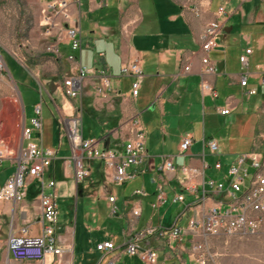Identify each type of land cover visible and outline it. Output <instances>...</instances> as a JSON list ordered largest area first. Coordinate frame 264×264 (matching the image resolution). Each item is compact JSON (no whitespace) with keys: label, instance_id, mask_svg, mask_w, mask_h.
<instances>
[{"label":"crops","instance_id":"obj_1","mask_svg":"<svg viewBox=\"0 0 264 264\" xmlns=\"http://www.w3.org/2000/svg\"><path fill=\"white\" fill-rule=\"evenodd\" d=\"M53 1L56 0H43L42 17L52 13L48 4ZM71 1V20L68 26L77 27L83 41L81 53L75 54L81 56V63L84 65L83 48L91 49L90 51L93 52L89 57L91 66H84L98 69L106 67L117 89L115 93L106 96L98 95L95 87L99 74L85 78L78 107L81 108L83 115L85 112V120L95 129L93 135L85 138L97 137L102 147L119 151L129 134V119L139 115L147 130V149L150 156L147 172L123 185L139 182L132 186L129 196L131 201L127 204L129 210L121 213L124 215L123 240L116 242L112 238L106 239L116 244V249L112 252L97 249L103 253L98 264H107L112 258L116 259L115 264H118L127 254L123 249L128 235L131 208L140 203L144 213V200H146L148 209L152 213L151 203L155 201L156 195L150 177L161 165L163 157L174 156L177 164L198 167L205 161L210 165L209 168H214V164L211 165L209 160L215 162L219 160L224 167L221 171H226L235 156L244 152L235 144L237 139L250 134L251 150H257L259 143L264 139V89L261 85V78L264 76V0H197L192 5L186 0H104L103 5H101L103 0ZM220 6H225L226 9V14L223 16L217 14ZM216 18L224 23V31L218 40L219 45L209 54L216 71L204 75L205 66L201 60L202 33L206 24ZM66 27L67 24L59 21L53 27L51 38L54 42L58 41L59 52L62 58L67 60V55L73 51ZM247 48H251L252 52L248 56V67L243 68L240 56ZM135 58L142 61L144 78L139 94L133 97L132 77L122 76L121 66ZM66 63V67L69 68V62ZM185 65L190 66L188 72L184 71ZM242 75L248 77L247 87L241 85ZM203 76L214 85L217 97L203 95L201 91ZM37 81L43 96L46 92L56 104L58 111L57 99H60L66 115L64 117L59 114L57 156L44 176L46 184L52 180L55 181V185L47 186L46 192H54L58 203L65 202L73 210H76L79 199H82L79 218L84 219L85 222V197H94L99 189L104 190L112 181V172L103 165V181L98 188L94 186L99 184L90 181L84 182L86 184L79 187L75 178L72 155H61L63 139L67 138L66 144L70 150L71 145L68 136L64 135L60 128V122L68 119L74 112L73 103L77 100H72L73 102L68 100L61 88H58L55 78ZM249 88H256L257 93L249 94ZM223 108L231 109V113L220 114L219 109ZM250 114L254 119L253 130L248 131L239 127L240 130L233 132L232 128L236 124L248 122ZM200 123L202 130L199 128ZM23 124L29 125L25 112ZM188 133L193 135L194 142L187 153L181 155L180 142ZM204 139L216 140L219 144V152L213 154L207 147L205 148ZM89 164L91 167L94 165L92 160H89ZM8 166L13 170L0 184V188L14 173L15 168V165L0 164V172ZM208 169L206 175L211 176L207 174ZM35 181L38 182L39 189L36 196L32 198L27 196L18 204L12 201H4L0 204V220L9 225L8 236L11 224H14L17 230L30 225L31 236L40 234L33 232L34 224H39L41 219V180L32 179L29 186ZM180 186L178 178L168 177L170 195L181 191ZM137 188H143L147 196L134 197L133 192ZM193 199V196L186 194L185 204L167 203L159 208L160 215L164 207L168 206L169 211L178 205L171 223H166L165 217L157 221L156 217H147L139 227L142 213L138 219V228L141 230L149 225L160 224L171 226L176 220L181 225H186L188 222L186 216L189 214L187 205ZM72 226L73 224L67 226L65 233H60L63 226L58 224V246L69 251L73 249L70 257L69 251L61 256V264H74L75 243L73 238L71 240ZM153 240L157 241L151 237L148 243L159 246V257L162 254L165 259L161 264H179L172 252L164 249L158 241V245L153 244ZM6 254H8L7 248ZM10 260L15 261L12 256Z\"/></svg>","mask_w":264,"mask_h":264},{"label":"built area","instance_id":"obj_2","mask_svg":"<svg viewBox=\"0 0 264 264\" xmlns=\"http://www.w3.org/2000/svg\"><path fill=\"white\" fill-rule=\"evenodd\" d=\"M104 0L101 2L103 5ZM71 0H56L50 2L48 7L51 14L42 17L40 25L47 37H52L53 27L59 21L67 24L66 32L70 39L73 53L67 55L70 66L65 74L62 93L69 100H76L81 96L82 85L88 76L99 74L95 90L98 95L106 96L116 92L110 73L106 67H86L81 63L83 41L81 32L77 27H70ZM217 14H226L225 6H220ZM1 24V23H0ZM224 31V23L216 18L209 21L202 33L201 51L202 63L205 66L204 75L213 74L216 67L210 59V52L218 47V40ZM58 41H55L49 50L59 53ZM252 49L247 48L240 56L243 68L248 67V56ZM0 69H5V62L0 57ZM190 70L185 65L184 71ZM121 75L132 77L131 95L139 94L144 78L142 61L139 58L130 60L121 66ZM241 85L248 86V77L242 75ZM264 89V76L261 78ZM203 95L217 97V91L212 83L204 76L201 80ZM249 94H256V88H249ZM41 100L34 105L30 125H22V142L16 159V171L0 188V201H12L18 204L27 197L29 183L32 179L41 180L40 192V234L30 235V225L17 230L11 224L9 236L6 240L8 251L6 264H10V256L18 262H36L39 264H61V256L69 250L58 246L57 229L59 224V203L54 192H46V187L55 185V181L48 184L44 176L57 156V149L45 147L43 143V106L46 102L43 92L40 91ZM74 111V110H73ZM219 113L227 115L231 109H219ZM129 134L118 150L104 148L97 137L83 136V113L77 106L72 115L60 122L61 132L70 140L72 159L75 167L77 183H82L91 175L92 167L89 160H101L108 171L112 172V181L125 185L147 172L149 152L147 149V130L139 117L133 116L128 121ZM40 138V143L35 139ZM194 142L192 134H185L180 142V154L185 155ZM204 147L213 154L219 152V144L214 139H204ZM210 165L204 161L202 166L177 164L174 156L163 157L159 168L152 172L151 182L155 186L156 199L151 203L152 216H159L158 210L167 203H186V194L193 196L187 205L189 210L188 222L181 225L176 220L171 226L149 225L143 229L138 228V219L143 209L139 203L133 205L129 217L128 235L124 251L129 255H138L146 264H157L159 259V246L148 243L155 238L164 249L175 255L179 264H210L214 262V252L211 239L223 235L259 234L264 233V152L250 150L239 153L227 166L222 178L207 176L206 170ZM214 168L223 170L221 161L214 163ZM168 177L178 178L181 191L172 195L169 193ZM170 179V178H169ZM134 197H145L147 192L137 188ZM116 196L110 195L113 213H118ZM180 217V216H179ZM182 217V216H181ZM97 249L112 252L116 244L106 240L97 245ZM112 258L107 264H115Z\"/></svg>","mask_w":264,"mask_h":264},{"label":"rangeland","instance_id":"obj_3","mask_svg":"<svg viewBox=\"0 0 264 264\" xmlns=\"http://www.w3.org/2000/svg\"><path fill=\"white\" fill-rule=\"evenodd\" d=\"M195 1L197 2V0H186L189 5L195 4ZM42 2L43 0H0V57L5 62V69H0V164L3 163L4 165L16 164L22 142L24 112L30 125L34 105L41 100L40 84L37 80L55 78L60 89L68 70L66 67L67 60L62 58L61 52L57 54L49 50L54 40L44 34V29L40 25ZM90 50L83 48L84 65L91 66L89 57L91 54L93 55V52ZM44 98L46 100L43 106L44 146L57 149L59 144V114L61 113L66 117L62 109L63 103L60 102V99H57L58 111L56 104L46 92H44ZM76 100L73 103L74 112L78 106L79 98ZM251 119L252 114L248 116V122L236 124L232 128L233 132L240 130L239 127L248 131L253 130L254 119H252V122ZM83 127L84 137L94 134L95 129L92 124L85 120V112L83 115ZM199 128L202 130V123H200ZM66 139H63L61 147L62 156L64 154L66 156L72 155L70 147H67ZM35 141L40 143V138H36ZM235 144L244 152L251 150L252 136L250 134L245 137L241 136ZM257 150L264 152V139L259 143ZM92 161L94 164L92 166L93 174L86 180L87 183L91 179L95 180L96 178L94 169L99 162L97 159ZM181 161L183 160L181 159ZM209 161L211 165L215 162L213 160ZM12 170L13 168L10 166L1 170L0 184L6 180L7 175ZM15 171L16 168H14ZM224 171L209 168L207 174L215 178H222ZM138 183H129L123 186L110 181V184L105 186L104 190L99 189L96 196L85 197V222L84 219L81 220L79 218L82 210L80 207L82 199H79L76 210L71 209L69 204L65 202L59 203V224L63 226L60 233H65V228L73 224L71 240L73 238L75 243L74 264H98L103 254L97 250L98 242H103L108 238H112L116 242L123 240L124 219L122 217L124 215L121 213L129 210L127 204L131 201L129 196H131L132 186ZM99 186L100 183L94 187L98 188ZM110 195H114L117 198L115 204L118 207V214L112 211V204L109 202ZM3 202L0 201V204ZM177 208L178 205H175L174 208L168 211V206L164 207L161 211L162 213L159 216H155V220H162L165 217V222L171 223L178 210ZM151 216L152 213L148 209V201L144 200V213L139 227H141L147 217ZM8 231L9 225L0 220V264H6L5 238L8 237ZM33 232L35 234L40 232L38 223L34 224ZM152 243L158 245L155 240ZM211 245L216 256L214 262L210 264H264V233L255 235H223L212 238ZM72 254L73 249L69 251L68 256L70 257ZM167 256L170 257V254L167 253ZM164 260V256L160 254L158 264H161ZM10 264L39 263L10 261ZM118 264L146 263L138 255L131 256L126 254Z\"/></svg>","mask_w":264,"mask_h":264},{"label":"trees","instance_id":"obj_4","mask_svg":"<svg viewBox=\"0 0 264 264\" xmlns=\"http://www.w3.org/2000/svg\"><path fill=\"white\" fill-rule=\"evenodd\" d=\"M98 162L99 163H98L97 167L95 166V169H94L96 178H95V180H93V179L90 180V182H94L97 184H99L103 181L102 173H103V165H104L103 161L98 160ZM52 165H53V163H52ZM92 174H93V172L91 171V175ZM91 175L89 177H87L82 183H79V187H81L84 184V182H86V180H88L91 177ZM36 185L38 186V182L35 181V182L31 183L30 186L28 187L27 196H29L30 198L36 196L39 192V189Z\"/></svg>","mask_w":264,"mask_h":264}]
</instances>
